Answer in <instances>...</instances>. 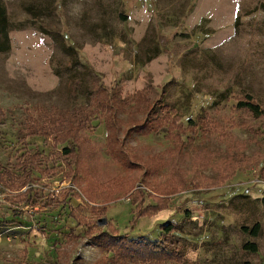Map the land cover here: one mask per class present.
Instances as JSON below:
<instances>
[{
    "label": "rangeland",
    "instance_id": "374dc122",
    "mask_svg": "<svg viewBox=\"0 0 264 264\" xmlns=\"http://www.w3.org/2000/svg\"><path fill=\"white\" fill-rule=\"evenodd\" d=\"M0 1V264H264V0Z\"/></svg>",
    "mask_w": 264,
    "mask_h": 264
},
{
    "label": "trees",
    "instance_id": "16d2710c",
    "mask_svg": "<svg viewBox=\"0 0 264 264\" xmlns=\"http://www.w3.org/2000/svg\"><path fill=\"white\" fill-rule=\"evenodd\" d=\"M6 27H7V22H6L5 10H4V7L0 1V51H4L8 48V37L6 34ZM236 107L244 108V109L248 110L249 112H251L255 115H258L261 113L259 106L252 101V99L250 98L249 95H245L244 97L239 98L236 101ZM64 140H62V141H64ZM72 150H73V148H70L69 146H66V145L61 147V153H63L64 155H68L69 153L73 152ZM0 179H1V173H0ZM129 186H130V184L128 185L127 189L129 188ZM168 191H171V190H168ZM19 195L22 196L23 193L22 194L20 193ZM131 197L132 196H129V199H130V201L133 202ZM164 206H165V204L159 205L155 202V205H153V206L147 205L144 207H140L136 212H137V215L150 214V213H152V212L156 211L157 209L164 207ZM160 229L165 233L171 232L173 230V222H170V221L165 222L164 224H162L160 226ZM258 229H259L258 223L253 224V226L249 230L247 228H243L244 231L248 230V232L251 235H255L257 233ZM140 243L141 242H137V244H136V243L131 242L132 245H135L134 246V253L136 255H139V256L144 255V256L150 257V258L152 256L156 255V253L152 252L151 244H149V243L140 244ZM123 244H124L123 250H121L122 254L120 253V251H118V253H117L118 255H116L117 258L123 257V256L131 253V250L128 251V247H127V245H125L126 243H123ZM242 248L248 249L250 251L256 250L255 244L252 242H245L242 245ZM138 249H139V251H138ZM163 253L164 252H162V251L159 252V254H163ZM154 258H156V256H154Z\"/></svg>",
    "mask_w": 264,
    "mask_h": 264
},
{
    "label": "water",
    "instance_id": "95a60500",
    "mask_svg": "<svg viewBox=\"0 0 264 264\" xmlns=\"http://www.w3.org/2000/svg\"><path fill=\"white\" fill-rule=\"evenodd\" d=\"M104 223H105V218H104V217L98 218V219L96 220V224H97V225H102V224H104Z\"/></svg>",
    "mask_w": 264,
    "mask_h": 264
},
{
    "label": "built area",
    "instance_id": "2783aa9c",
    "mask_svg": "<svg viewBox=\"0 0 264 264\" xmlns=\"http://www.w3.org/2000/svg\"><path fill=\"white\" fill-rule=\"evenodd\" d=\"M2 196L1 190H0V197Z\"/></svg>",
    "mask_w": 264,
    "mask_h": 264
}]
</instances>
